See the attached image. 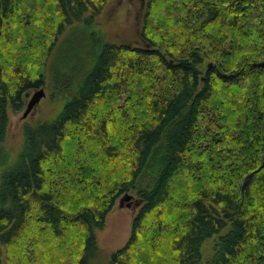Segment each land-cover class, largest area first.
I'll return each instance as SVG.
<instances>
[{
  "label": "trees",
  "instance_id": "obj_1",
  "mask_svg": "<svg viewBox=\"0 0 264 264\" xmlns=\"http://www.w3.org/2000/svg\"><path fill=\"white\" fill-rule=\"evenodd\" d=\"M108 1L0 0V264H91L125 194L107 264H204L215 235L207 264H264V0H145L136 44L97 29Z\"/></svg>",
  "mask_w": 264,
  "mask_h": 264
},
{
  "label": "rangeland",
  "instance_id": "obj_2",
  "mask_svg": "<svg viewBox=\"0 0 264 264\" xmlns=\"http://www.w3.org/2000/svg\"><path fill=\"white\" fill-rule=\"evenodd\" d=\"M145 0H109L103 9L102 13L97 17L96 23L98 30L114 43H139L140 27L142 16L144 13L143 7ZM83 31L76 34L74 40L82 41ZM80 52L83 53V50ZM64 64L67 62V54L61 60ZM50 82L43 87L45 96L41 99L38 105L31 113L23 118L28 101L31 99L36 90L30 93L25 108L20 112L10 111L9 128L4 147H6L13 156L21 151L24 142L23 126L25 123L39 122L50 115L54 114L55 106L51 103L50 98ZM140 203L133 196L132 205L130 207L120 206V200L115 207L110 211L106 218L104 227L96 230L98 253L91 264H107L113 252L124 246L129 239L134 216L139 210ZM218 235L207 239L201 249L202 262L207 264L212 258Z\"/></svg>",
  "mask_w": 264,
  "mask_h": 264
},
{
  "label": "water",
  "instance_id": "obj_3",
  "mask_svg": "<svg viewBox=\"0 0 264 264\" xmlns=\"http://www.w3.org/2000/svg\"><path fill=\"white\" fill-rule=\"evenodd\" d=\"M44 96H45V91L42 87L36 90V92L33 94L31 99L28 101L26 110L23 114V118H26L31 113V111L38 105V103L41 101V99ZM249 177H250V175H248L245 178L244 185L247 183ZM132 199H133V195L125 194L124 196H122L120 198V206L121 207H123V206L130 207L132 205Z\"/></svg>",
  "mask_w": 264,
  "mask_h": 264
}]
</instances>
